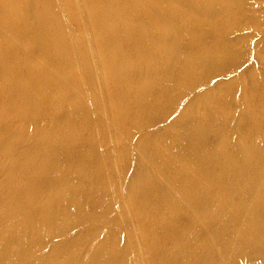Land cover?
I'll return each mask as SVG.
<instances>
[{
    "label": "bare ground",
    "instance_id": "obj_1",
    "mask_svg": "<svg viewBox=\"0 0 264 264\" xmlns=\"http://www.w3.org/2000/svg\"><path fill=\"white\" fill-rule=\"evenodd\" d=\"M220 1L83 0L86 28L77 0H0V264H137L121 242L119 254L102 241L85 253L74 231V214L102 212L84 135L106 107L123 136L153 127L129 201L153 264H240L246 248L264 264V97L215 67L232 17Z\"/></svg>",
    "mask_w": 264,
    "mask_h": 264
},
{
    "label": "rangeland",
    "instance_id": "obj_2",
    "mask_svg": "<svg viewBox=\"0 0 264 264\" xmlns=\"http://www.w3.org/2000/svg\"><path fill=\"white\" fill-rule=\"evenodd\" d=\"M211 1H212L211 7H215V5L218 8L220 6H223L221 4L220 0H211ZM77 2H78V5L80 7V9H79L80 16L83 18V20H85L84 25L87 28L88 27V21L86 18L87 17L86 12L84 11L83 0H77ZM217 2H219V5ZM228 2H229V4L225 8H226L227 12L230 11L232 13V17H231V19H229L228 28H227L225 34L218 35V36L224 38L227 41V43H228V41H230L228 43L229 51L227 53L228 55L226 54L224 56L225 58L224 57L222 58L220 65L215 66V67L220 66L222 68V70H220V73L224 71V74L232 75L233 78H235V77L240 78L242 76L243 79L248 82L250 87L252 86L251 88H254V91H256L259 96L264 97V73H263L264 72V63H263L264 62V0H230V1L228 0ZM243 37L245 40H243ZM236 42H238V43H236ZM254 52H256L257 54H255ZM255 55H256V57H255ZM250 59L252 60V62ZM258 61H260V63ZM253 63H254V66H253ZM250 67H252L253 71L250 72V74L248 75L247 73H248V71H250V70H248ZM262 67H263V70H262ZM141 68L143 69L144 66H142ZM220 73H218V71H216L214 68H210L208 70V74H210L209 78H211L213 76L211 83H214V82L220 80V78H221ZM203 75H204L203 73L202 74L198 73V77L200 78V80L203 79L202 78ZM230 77L231 76H228L227 77L228 79H225V80L229 81L232 78V77L231 78ZM253 78H254V80H253ZM191 83H194L193 86H196L197 78L195 79V81H194V79H192L190 82H186V85L181 89L180 92L184 93L186 86L188 84H191ZM240 89H241V87H235L234 86V87H232V90L230 92V93H232V98L235 97L236 101H241V99H242L243 95H242ZM220 106L222 107L223 105L220 104ZM217 107H218V104H216V109H217ZM105 109L107 111L109 110V109H107V107ZM102 111L104 114L103 119L105 121L99 122V119L93 118L92 123H95L94 124L95 126L93 125L94 129L92 132L85 134L84 138L86 139L87 144L89 145V148L91 149V151L94 150L93 151L94 158L96 159V163L100 166V168L98 169L95 176H98L99 179L103 180L105 183V192H104V196H103L104 200L102 199V204L99 203L100 204L99 206L97 204L98 207L96 209L97 210L96 213H98V211H99L98 209H101L102 212L106 211V213L104 212V216H102V217L100 216L102 214V212H101V214H98L99 216L91 213L92 215H90V217H88L87 214L83 213V216H86V218H82V220H80L81 212L74 214V215H76V216L73 215L75 218V222H76V226H75L74 231H76L79 234L82 233L84 237L87 236L86 237L87 240L85 239V244H84L85 253L92 251L91 249H96L98 247V244H100L102 241L105 243L112 242L110 252L108 250L107 251L111 254H113V253L119 254V252L121 250L120 244L123 243V245L125 246V250H126V252L123 255H125L130 261L133 262V261L137 260V264H153L151 261V256H150L151 252L149 250H146L145 247L141 248L139 245L140 241L143 239L142 237H144L145 235L143 236L142 233H140V231H139L140 226H143V225H141L142 222L140 223L139 221H137L138 217L134 213L135 210L138 208L133 207V205L130 207V202H129L130 198H131V193H132L131 188H130V184L132 183L133 180L136 179V177H135L136 167L134 166V164L137 163L136 158L139 157L141 154L140 153V151H141L140 146H141L142 142L140 140L143 139L142 138L143 135H145L146 133L152 132L151 130H153V127L147 128V127L143 126L142 129H145V130L141 129L142 131L138 130V131L134 132V134L133 133L130 134V136H128L129 134H127V135L125 134L126 136L125 135L123 136V134L125 133V130L115 127V124L112 125L114 119L110 118L111 117L109 115L110 110L107 112L104 109H102ZM160 113H162V112H160ZM107 114L110 117H108ZM152 115H148V117H147L151 121L156 117L157 114H152ZM105 116L108 117L110 120L108 118H105ZM144 118H145V120H148V119H146V117H144ZM111 119H113V120H111ZM97 121L100 124L99 123L97 124ZM97 125H99V126H97ZM105 127H107V129ZM101 128L102 129L104 128V130L102 131ZM99 129H100V131H99ZM120 130H122V131H120ZM106 131H108V132H106ZM141 134H143V135H141ZM103 137L104 138L106 137V139H104ZM125 138H126V141H125ZM161 138H162L161 146L162 147L166 146L169 142L166 139L165 135H162ZM122 140H123V142H125V144L120 142ZM132 140H134V141H132ZM135 141H137L138 144ZM139 143H141V144H139ZM123 145H124V147H123ZM126 146H128V148ZM122 147L124 150L122 149ZM80 149H82V148H80ZM130 150H132V151L130 152ZM124 152L126 155L124 154ZM129 153H130V155H129ZM133 154H134V156H132ZM110 160H113V162L115 164L114 167L112 166V164L109 165ZM65 164H66V160L63 163V165H65ZM70 168H73V166L71 165ZM72 177H73V180L76 181V179H78V177H79V172L76 170L72 174ZM116 178H117V182H116ZM112 184H114V185H112ZM112 187H113V189H112ZM127 193H129V194H127ZM126 196H127V198H126ZM118 197H119V199H117ZM128 198H129V200H128ZM105 199H107V200H105ZM108 199H109V201H108ZM79 202H77V206H80V207L84 206L85 209L88 208V204L90 203L88 200H84V201L79 200ZM132 216H133V218H132ZM135 216H136V218H135ZM109 218H110V220H109ZM134 222H136V223H134ZM139 223H140V225H139ZM135 225H139V227L137 228V226H135ZM143 227L146 228L147 226H143ZM88 231H89V233H88ZM125 231L126 232L128 231V232L125 233ZM138 231L141 235L138 234ZM145 234H147L146 231H145ZM100 235H102V236H100ZM60 237H61L60 235L54 237V239L56 240V242H55L56 244L61 241ZM121 237H122V241L120 240ZM92 239H93V241H89ZM77 240H82V237L80 235L77 236ZM14 241H15L14 238H12V240L10 241V246H11V248H13V249H11L12 251L15 249V247L13 246ZM55 243H53V244H55ZM263 246H264V243H259V245L254 246L255 247L254 249H259L261 251V253H263L260 256L262 259H264V257H262V256H264V247ZM248 248L252 249L250 246ZM144 250H145V252H144ZM245 250L247 252L248 249L246 248ZM245 250L243 252L242 257L240 256L241 257L240 259H242L245 256L244 257L245 260H241V262H240V259H238L239 261L237 260V262H240V264L241 263L242 264H250V260H249L250 258H248L249 256H246L247 254L249 255V252L246 253ZM127 253L130 254L131 258H129L127 256ZM145 260H147V262ZM246 260H248V261L246 262ZM228 264H233L232 260Z\"/></svg>",
    "mask_w": 264,
    "mask_h": 264
}]
</instances>
